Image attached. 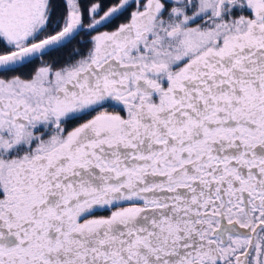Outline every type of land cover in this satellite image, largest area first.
I'll list each match as a JSON object with an SVG mask.
<instances>
[{
	"label": "snow or ice",
	"instance_id": "obj_1",
	"mask_svg": "<svg viewBox=\"0 0 264 264\" xmlns=\"http://www.w3.org/2000/svg\"><path fill=\"white\" fill-rule=\"evenodd\" d=\"M0 264H264V0H0Z\"/></svg>",
	"mask_w": 264,
	"mask_h": 264
}]
</instances>
